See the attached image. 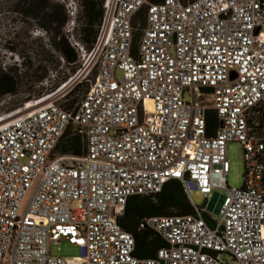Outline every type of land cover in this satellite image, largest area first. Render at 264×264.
<instances>
[{
    "label": "built area",
    "instance_id": "obj_1",
    "mask_svg": "<svg viewBox=\"0 0 264 264\" xmlns=\"http://www.w3.org/2000/svg\"><path fill=\"white\" fill-rule=\"evenodd\" d=\"M101 8L98 70L77 105L17 109L0 126V264H264V0ZM67 130L83 153L55 152ZM230 142L242 149L238 187L226 183ZM169 180L192 210L142 217L137 229L164 245L136 256L117 219L128 198L157 201ZM61 240L79 255H53Z\"/></svg>",
    "mask_w": 264,
    "mask_h": 264
},
{
    "label": "rangeland",
    "instance_id": "obj_2",
    "mask_svg": "<svg viewBox=\"0 0 264 264\" xmlns=\"http://www.w3.org/2000/svg\"><path fill=\"white\" fill-rule=\"evenodd\" d=\"M54 4L64 5L65 8L66 5H71L72 8L76 6V11L72 15L67 9L69 19L61 33L78 54V59L76 64H74L76 68L73 72L68 74L66 79L55 89L43 93L41 97H48L43 98L40 101L34 102L37 99L33 98L14 109L6 110L11 106L10 102L23 93V89L26 88L25 86L20 87L15 95H4L0 97V117L13 112L6 117L0 118V126L8 121L10 117L15 115L17 109H26L25 111H30L31 109L37 108L50 101L63 106L65 98L69 96L67 93L76 84L82 82L76 90L77 95H81L85 88V83L90 84V81L97 74L98 67L91 54L92 46L87 50L81 40L76 36V33L79 32V28L84 21L81 0H46L40 17L31 16L29 14L28 2L25 0H0V67L5 65L19 67L20 62L24 59L25 66L28 67V73L32 74L34 72L39 74L43 73L45 66L51 65V55L53 59L59 61L60 64L58 68L60 70L65 71L68 69V64L62 60L60 52L54 48L53 42L58 41L59 34L54 33L53 31H47V33L41 32L38 28L36 29L37 22L46 23L44 20L45 14L43 15V13L48 14L53 12ZM70 9L71 8L69 7V10ZM141 10L142 14L137 19L139 23L137 26L138 29L134 31L135 35L138 36L141 33V27L144 25L146 5H144ZM135 41L136 40H134V42ZM46 72L47 73L42 81H38L37 85L49 87L50 82H54V71L49 69L46 70ZM117 75L119 76L120 73L117 72ZM69 131L72 133L71 130ZM69 137L68 134L67 137L65 136L60 140L55 152L65 153L61 152L60 149L64 148ZM241 153V145L238 142H230L228 144L227 158L229 160V171L226 175V183L230 186L238 187L243 183L244 163ZM72 154L75 155L74 153ZM191 200L196 205H203L205 198L200 192L193 190L191 193ZM50 251L53 255L58 256L79 255V248L64 240L50 244Z\"/></svg>",
    "mask_w": 264,
    "mask_h": 264
},
{
    "label": "trees",
    "instance_id": "obj_3",
    "mask_svg": "<svg viewBox=\"0 0 264 264\" xmlns=\"http://www.w3.org/2000/svg\"><path fill=\"white\" fill-rule=\"evenodd\" d=\"M25 1L28 2L29 14L31 16L40 17L46 0ZM101 4L102 0H81L82 16L84 21L79 28V32L76 33V36L79 40H81L87 50L93 46L95 40L97 25L102 14ZM53 7V12L48 14L43 13V15L45 14L44 20L46 23L37 22L36 29L38 28L41 32L47 33V31H53L54 33L59 34L58 41L53 42L54 48L60 52V57L68 64V69L65 71L60 70L58 68L60 64L59 61H57V59H53L51 55V65L45 66L43 73L39 74L34 72L32 74L28 73V67L25 66L24 59L20 62L19 67H10L6 65L0 67V97L4 95H15L20 87H26L23 89V93L19 97H15L10 102L11 106L6 110L14 109L33 98H40L45 92L52 91L76 68L74 64H76L78 54L67 39L61 35L63 28L69 19V14L64 5L54 4ZM141 14L142 10L140 9L137 13V18L140 17ZM137 38L138 35H135L134 40ZM134 51L135 43L133 45V52ZM49 69L54 71V82H50L49 87L37 85V82L42 81L47 73L46 70ZM81 83L82 82L76 84L67 93L69 96L65 98L62 107L65 109H71L77 105L81 96H83L89 89V84L85 83V88L83 89L82 94L77 95L76 90ZM211 115L212 112L209 111V117H211ZM68 134L70 137L66 141L64 148H61L60 151L71 152L77 155L83 153L85 149L81 137L73 132L70 133L69 130L65 131L63 136L59 139L56 147L60 143V140L65 136L67 137ZM191 210V205L183 192L180 183L176 180H169L163 184L157 201H151L147 196H132L128 198L124 212L118 217L117 222L123 229L133 234L135 239L134 253L136 256H152L157 247L164 245V241H162V239L149 228L137 229L139 220L142 217L150 215L186 214Z\"/></svg>",
    "mask_w": 264,
    "mask_h": 264
},
{
    "label": "snow or ice",
    "instance_id": "obj_4",
    "mask_svg": "<svg viewBox=\"0 0 264 264\" xmlns=\"http://www.w3.org/2000/svg\"><path fill=\"white\" fill-rule=\"evenodd\" d=\"M169 2H171V0H169ZM228 5H224V7H227ZM153 11H156L155 9H153ZM113 87H115V85H113ZM174 175H177V176H179L180 175V173L179 172H175V173H173ZM69 231H71V229H69ZM79 243H81V244H83L84 243V241L83 240H80L79 241Z\"/></svg>",
    "mask_w": 264,
    "mask_h": 264
},
{
    "label": "bare ground",
    "instance_id": "obj_5",
    "mask_svg": "<svg viewBox=\"0 0 264 264\" xmlns=\"http://www.w3.org/2000/svg\"><path fill=\"white\" fill-rule=\"evenodd\" d=\"M32 110V109H31Z\"/></svg>",
    "mask_w": 264,
    "mask_h": 264
}]
</instances>
